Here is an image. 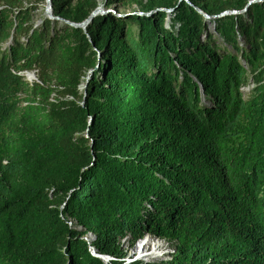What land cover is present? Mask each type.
Masks as SVG:
<instances>
[{
    "label": "trees",
    "instance_id": "trees-1",
    "mask_svg": "<svg viewBox=\"0 0 264 264\" xmlns=\"http://www.w3.org/2000/svg\"><path fill=\"white\" fill-rule=\"evenodd\" d=\"M102 1L0 0V264H264V0Z\"/></svg>",
    "mask_w": 264,
    "mask_h": 264
},
{
    "label": "rangeland",
    "instance_id": "rangeland-1",
    "mask_svg": "<svg viewBox=\"0 0 264 264\" xmlns=\"http://www.w3.org/2000/svg\"><path fill=\"white\" fill-rule=\"evenodd\" d=\"M100 2L99 8L101 11L105 12H113L115 13V9L106 7L104 5V1L98 0ZM256 2H260L259 0H255ZM38 11L35 15V21L39 22L42 19V16H44V8H45V2L42 0H38ZM133 8H121L118 6V11L120 13L124 14L125 12H130L134 10ZM103 14V13H101ZM169 21L167 19L166 26L168 27ZM209 30L211 32H214L213 25H209ZM215 33V32H214ZM24 75V73H21ZM252 88V82L249 80L246 84L241 86V92L243 94L244 99L247 98L248 93L250 89ZM146 235H150L148 233H145L142 238H140L137 242H135L134 245H131L128 240L122 239L121 240V247L123 248L124 252H126V256L124 258V261L122 264H128L133 261H142V262H149V261H156L159 262L160 260H170L171 259V253H173L174 248L173 246L165 239L159 238L158 240H155L154 236H151L149 238V243H145L147 240L145 239ZM145 244V245H144ZM154 244H156L154 246ZM144 245V246H143ZM112 258L109 257L107 264Z\"/></svg>",
    "mask_w": 264,
    "mask_h": 264
},
{
    "label": "water",
    "instance_id": "water-1",
    "mask_svg": "<svg viewBox=\"0 0 264 264\" xmlns=\"http://www.w3.org/2000/svg\"><path fill=\"white\" fill-rule=\"evenodd\" d=\"M259 1H262V0H259ZM254 2H256V1L250 0L248 5H250L251 3H254ZM196 10H197V12L202 14L206 19H209V16L206 13H204L202 10H200L199 8H196ZM166 11L170 12L172 10H166ZM99 13H103V11H101V9L99 7H97L85 21H83L81 23H73V22H70L68 20L62 19L58 16H54L52 14V8H51L50 0H45L44 14L47 18H49L53 21H63L70 26H73L76 28H82L83 30H85V27L88 25V23H90L91 19L96 14H99ZM229 13H236V11H230V12L226 11V12H223L220 16H224V15L229 14ZM24 75L28 81L37 80V75H36L35 71L24 72ZM83 88L85 89V86ZM100 258L103 259L104 261H108V259H109L107 256H100Z\"/></svg>",
    "mask_w": 264,
    "mask_h": 264
},
{
    "label": "built area",
    "instance_id": "built-area-1",
    "mask_svg": "<svg viewBox=\"0 0 264 264\" xmlns=\"http://www.w3.org/2000/svg\"><path fill=\"white\" fill-rule=\"evenodd\" d=\"M20 74H21V73H20ZM151 236H152V235H146L145 239L147 240V239L151 238ZM84 239L90 243L91 241L94 240V236H93L91 233H87V234L84 236ZM155 240H158V241H159V238L157 237V238H155ZM89 251H90V253H91L92 255H94V256H97V257L102 256V255L97 254V253L95 252V249H94L93 247H91V246H89ZM108 258H109V257H108ZM105 262L107 263V261H105Z\"/></svg>",
    "mask_w": 264,
    "mask_h": 264
},
{
    "label": "bare ground",
    "instance_id": "bare-ground-1",
    "mask_svg": "<svg viewBox=\"0 0 264 264\" xmlns=\"http://www.w3.org/2000/svg\"><path fill=\"white\" fill-rule=\"evenodd\" d=\"M149 241H150V240H149V239H147V241H146L145 243H149ZM144 245H145V244H144ZM144 245H143V246H144ZM155 245H156V244H154V246H155Z\"/></svg>",
    "mask_w": 264,
    "mask_h": 264
}]
</instances>
